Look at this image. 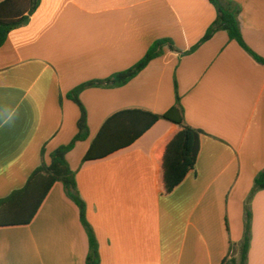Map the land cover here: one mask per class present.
I'll return each instance as SVG.
<instances>
[{"label":"crops","instance_id":"crops-1","mask_svg":"<svg viewBox=\"0 0 264 264\" xmlns=\"http://www.w3.org/2000/svg\"><path fill=\"white\" fill-rule=\"evenodd\" d=\"M5 0H0V3ZM241 8L243 38L264 59V0ZM217 17L209 0H41L28 25L0 48V199L78 132L77 86L130 69L157 41L164 49L129 84L93 88L80 100L90 136L67 155L100 264H239L245 204L264 170V64L226 32L195 52ZM201 131L194 171L159 192L157 148L175 125L160 120L132 146L83 159L104 123L125 110L165 114L176 103ZM247 264H264V190L251 199ZM231 245L233 251L231 252ZM89 240L79 209L55 184L28 226L0 228V264H86Z\"/></svg>","mask_w":264,"mask_h":264},{"label":"trees","instance_id":"trees-1","mask_svg":"<svg viewBox=\"0 0 264 264\" xmlns=\"http://www.w3.org/2000/svg\"><path fill=\"white\" fill-rule=\"evenodd\" d=\"M217 11V17L202 41L190 51L195 52L202 44L209 41L217 32L224 31L231 41L236 42L257 63L264 64L246 44L240 24L241 8L227 0H209ZM41 0H5L0 3V48L6 43L10 33L29 24L31 17L39 8ZM173 52L177 49L173 42L163 39L155 42L145 56L133 67L116 73L103 80L83 83L74 88L67 98L74 102L80 110L77 123L78 132L72 141L60 146L29 177L25 186L0 199V228L23 227L30 225L35 219L50 191L57 183L64 187L65 194L79 209L80 221L89 240V252L86 264H100L99 245L94 229L87 218V205L81 198L76 172L72 170L67 155L79 142L89 139L88 113L80 100L81 94L93 88L115 89L129 84L153 60L164 55V49ZM160 120L175 125L174 132L157 148L154 153L156 163L161 169L159 192L167 196L173 192L194 171L201 150V131L185 124V111L176 91V103L165 114L159 115L144 110H125L110 117L102 126L97 137L86 153L83 163L104 159L120 150L132 146ZM264 190V170L254 180V187L245 204L244 236L239 245V264L248 263V255L252 239V211L250 202L257 191ZM233 245H231V252Z\"/></svg>","mask_w":264,"mask_h":264}]
</instances>
